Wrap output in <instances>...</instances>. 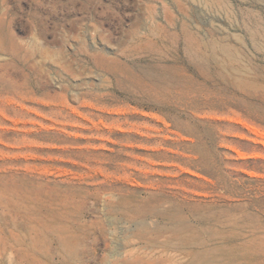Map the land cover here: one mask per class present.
<instances>
[{
	"label": "rangeland",
	"instance_id": "374dc122",
	"mask_svg": "<svg viewBox=\"0 0 264 264\" xmlns=\"http://www.w3.org/2000/svg\"><path fill=\"white\" fill-rule=\"evenodd\" d=\"M0 264H264V0H0Z\"/></svg>",
	"mask_w": 264,
	"mask_h": 264
}]
</instances>
